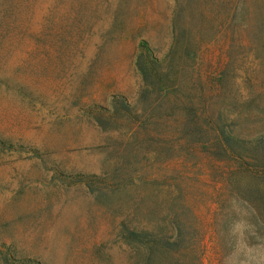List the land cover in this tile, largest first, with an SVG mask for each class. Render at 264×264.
Segmentation results:
<instances>
[{"label":"rangeland","instance_id":"1","mask_svg":"<svg viewBox=\"0 0 264 264\" xmlns=\"http://www.w3.org/2000/svg\"><path fill=\"white\" fill-rule=\"evenodd\" d=\"M234 136L264 137V0H0V264H151L143 230L264 264Z\"/></svg>","mask_w":264,"mask_h":264},{"label":"trees","instance_id":"2","mask_svg":"<svg viewBox=\"0 0 264 264\" xmlns=\"http://www.w3.org/2000/svg\"><path fill=\"white\" fill-rule=\"evenodd\" d=\"M230 152L237 170L246 168L245 173H250L249 167L256 163L264 164V137L260 140H246L234 136L228 140ZM258 192V191H257ZM139 242H146L149 247L151 264H203L202 253L198 257L197 247L178 246L184 242L182 234L160 236L148 230L140 234L132 233Z\"/></svg>","mask_w":264,"mask_h":264}]
</instances>
